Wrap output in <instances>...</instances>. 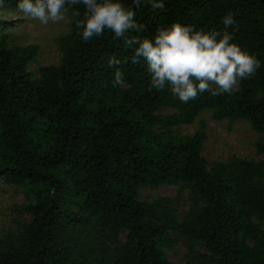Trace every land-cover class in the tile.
<instances>
[{
    "label": "trees",
    "instance_id": "obj_1",
    "mask_svg": "<svg viewBox=\"0 0 264 264\" xmlns=\"http://www.w3.org/2000/svg\"><path fill=\"white\" fill-rule=\"evenodd\" d=\"M125 3L144 26L129 36L175 21L222 33L231 12L234 41L264 61V0ZM84 11L69 10L59 61L37 74L40 46L14 43L0 24V190L24 195L16 213L0 203V264H264V157L210 162L200 117L249 122L264 155V64L231 94L182 103L150 86L146 63L131 62L123 39L105 30L83 41ZM113 57L121 63L110 65ZM117 70L124 84L113 87ZM164 185L178 195L142 193Z\"/></svg>",
    "mask_w": 264,
    "mask_h": 264
},
{
    "label": "clouds",
    "instance_id": "obj_2",
    "mask_svg": "<svg viewBox=\"0 0 264 264\" xmlns=\"http://www.w3.org/2000/svg\"><path fill=\"white\" fill-rule=\"evenodd\" d=\"M142 2L153 9L164 8V0H132L136 7ZM76 5L85 10L77 23L83 41L103 36L105 30L113 38L123 39L132 49L131 62L146 63L150 86L157 91L168 88L182 103L204 92L213 96L231 94L240 81L251 78L264 64L234 41L238 25L231 12L222 18V33L197 30L175 21L157 27L153 36H129L130 30L142 33L144 26L135 20L136 12L125 0H18L16 8L24 16L47 25L64 21ZM120 63L116 57L109 60L110 65ZM113 75V87L122 86L124 73L117 70Z\"/></svg>",
    "mask_w": 264,
    "mask_h": 264
},
{
    "label": "rangeland",
    "instance_id": "obj_3",
    "mask_svg": "<svg viewBox=\"0 0 264 264\" xmlns=\"http://www.w3.org/2000/svg\"><path fill=\"white\" fill-rule=\"evenodd\" d=\"M72 17L66 14L64 21L47 25H42L39 21L19 13L18 10L3 8L0 4V24L11 35V40L16 44L28 45L38 44L40 46L39 54L30 65V70L38 73L39 67L57 63L60 58L59 38L64 35L70 27ZM4 25V26H5ZM165 113L172 112L171 109H164ZM200 117L208 123V139L205 142L203 155L210 161L228 159L232 156L244 157L247 159H260L264 155H258L256 143L259 135L251 128V124L245 120L216 121L209 114L204 113ZM199 126V120L191 125H184L183 132L193 133ZM178 186L164 185L158 189L146 188L142 190L145 198L155 196H176L178 195ZM24 201V195L20 189L4 187L0 190V203L3 208L12 206V210L17 212V208ZM8 209L7 211H12ZM6 211V212H7ZM3 211L0 210V215Z\"/></svg>",
    "mask_w": 264,
    "mask_h": 264
}]
</instances>
